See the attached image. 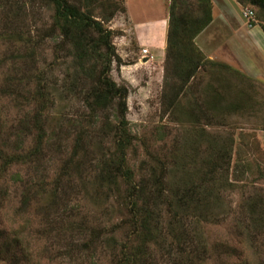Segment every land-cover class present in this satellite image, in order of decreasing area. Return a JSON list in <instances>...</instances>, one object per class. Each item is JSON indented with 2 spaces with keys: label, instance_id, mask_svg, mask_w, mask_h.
<instances>
[{
  "label": "rangeland",
  "instance_id": "rangeland-1",
  "mask_svg": "<svg viewBox=\"0 0 264 264\" xmlns=\"http://www.w3.org/2000/svg\"><path fill=\"white\" fill-rule=\"evenodd\" d=\"M123 1L129 15L117 14L107 23L114 32L112 42L118 55L110 76L128 91L125 120L134 140L127 153V166L134 183L149 177L152 168H156L167 189L186 178L204 179V174H210L216 180L210 189V207L205 212L193 210L189 216L182 213L178 218L185 225L183 234L189 232L184 238L191 237L189 241L195 245L197 241L204 243L205 264H264L263 84L251 80L234 63L227 65L204 54L200 69L186 83L174 72L175 57L166 48L169 0ZM200 2L187 0V12L179 6L178 13L201 15ZM243 8L253 12L252 22L242 16L247 26L264 24L257 9L249 5ZM94 13L100 16L103 12L95 8ZM50 16L51 8L45 1L0 0L3 139L11 137L13 141L17 132L14 127L19 128L25 116L32 114V104L28 105L27 100L33 91L31 80L28 82L31 64L46 70L48 80L61 79V71L52 75L48 72L55 42L47 37ZM13 78L22 89L19 97L1 93L4 83ZM57 108L50 113L51 118L57 114L74 118L85 112L80 102H63ZM98 142L102 147L108 144L107 138ZM33 146L32 137H24L20 154ZM65 146L63 137L51 138L40 159L33 157L29 162L28 158L10 167L0 162V264L117 261L118 247L129 231L122 201L99 194L97 174L90 167L81 178L72 174L71 178L59 179L68 152ZM55 179L58 193L61 188H71L68 196L57 197L56 205L47 212L46 206L52 202L49 190ZM41 182H45L48 192L39 190ZM161 210L159 226L165 231L172 217L165 207ZM258 216L252 223L251 218ZM80 218L90 228L84 239L79 241L77 231L56 235L60 226L69 227ZM50 226L56 232L47 234ZM84 242L91 245L90 250L73 255L69 252L70 245ZM151 251L155 253V264H172V259L179 258L177 254L169 258L161 255L156 247Z\"/></svg>",
  "mask_w": 264,
  "mask_h": 264
},
{
  "label": "trees",
  "instance_id": "trees-1",
  "mask_svg": "<svg viewBox=\"0 0 264 264\" xmlns=\"http://www.w3.org/2000/svg\"><path fill=\"white\" fill-rule=\"evenodd\" d=\"M39 1H45L51 8L47 37L55 42L48 72L52 75L54 71H61V79L48 80L46 70L31 64L28 82L31 80L33 91L28 94L27 100H30L28 105L32 104V114L25 116L24 124L19 125V128L14 127L17 132L12 136L13 141L11 137L2 138L4 125L0 124V162L10 167L20 161L25 163L28 158L29 162L33 157L40 159L49 139L59 140L63 137L68 152L58 174L59 179L66 176L71 178L72 174L81 178L90 167L96 171L95 185L99 194H105L108 199L113 196L115 201L121 200L126 211L124 223L129 227V233L125 234L124 242L120 243V254L113 264H155V253L151 251L153 247L168 258L177 254L179 258L172 259V264H205L207 251L204 243L197 241L195 245L190 242L191 237L184 238L189 232L188 235L183 234L186 231L183 232L185 225L178 218L182 213L193 215V210L207 211L206 208L210 207V189L216 180L210 174H204V179L193 180L189 177L167 189L165 181L156 174V168L151 169L150 176L144 181L134 183L131 169L127 166V153L133 148L134 140L125 120L128 91L124 85H117L110 76L111 65L118 60V55L112 42L114 32L107 26L117 14L126 13L124 1ZM200 1L201 15L192 16L184 13L188 10L185 7L187 0H169L166 48L175 57L174 72L179 77L183 76L186 83L194 78L205 59L194 39L211 22V3L210 0ZM237 1L243 6L257 9L264 20V0ZM179 6L184 7L181 14L178 13ZM95 8L103 13L96 16ZM257 25L264 31V24ZM30 58L35 60L32 50ZM207 63L211 64V61ZM13 79L4 83L1 93L19 97L18 91L22 89L15 83L16 78ZM63 102H80L85 112L74 118L60 114L51 118L50 113ZM27 136L32 137L34 146L26 154H20L24 137ZM103 138L108 140L105 147L98 142ZM5 169L2 171L5 172ZM57 184L55 179L49 190L52 202L46 206L47 212L54 208L57 197H67V190L71 188H61L62 192L58 193L60 188ZM38 186L39 190L48 192L45 182ZM29 190L27 187L26 191ZM39 190L35 195L39 194ZM163 207L171 212L172 217V220L167 221L165 231L159 226ZM253 209L251 215L254 214ZM75 214L79 216L77 211ZM257 219L259 216L251 218V222ZM63 226H60L58 232L50 226L47 234L56 232L59 237L62 231L63 235L77 231L80 241L90 229L81 218L69 227ZM43 234L47 235L45 232ZM84 243L70 245L69 252L73 255L75 252L79 254L90 250L91 245Z\"/></svg>",
  "mask_w": 264,
  "mask_h": 264
},
{
  "label": "crops",
  "instance_id": "crops-1",
  "mask_svg": "<svg viewBox=\"0 0 264 264\" xmlns=\"http://www.w3.org/2000/svg\"><path fill=\"white\" fill-rule=\"evenodd\" d=\"M210 3L211 22L196 36L195 45L207 58L234 63L264 86V31L257 24L247 26L242 18L243 6L237 0Z\"/></svg>",
  "mask_w": 264,
  "mask_h": 264
},
{
  "label": "built area",
  "instance_id": "built-area-1",
  "mask_svg": "<svg viewBox=\"0 0 264 264\" xmlns=\"http://www.w3.org/2000/svg\"><path fill=\"white\" fill-rule=\"evenodd\" d=\"M242 16L247 19V20H253V12L251 10L248 9H242ZM252 22V21H251ZM144 54H147V50H143Z\"/></svg>",
  "mask_w": 264,
  "mask_h": 264
}]
</instances>
